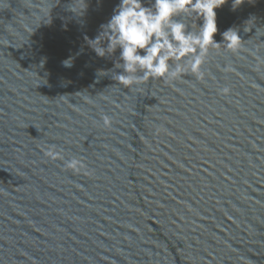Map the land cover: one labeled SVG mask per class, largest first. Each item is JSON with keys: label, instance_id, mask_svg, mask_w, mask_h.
Here are the masks:
<instances>
[{"label": "water", "instance_id": "1", "mask_svg": "<svg viewBox=\"0 0 264 264\" xmlns=\"http://www.w3.org/2000/svg\"><path fill=\"white\" fill-rule=\"evenodd\" d=\"M119 3L0 0V264H264V0L216 9L205 81L133 88Z\"/></svg>", "mask_w": 264, "mask_h": 264}, {"label": "clouds", "instance_id": "2", "mask_svg": "<svg viewBox=\"0 0 264 264\" xmlns=\"http://www.w3.org/2000/svg\"><path fill=\"white\" fill-rule=\"evenodd\" d=\"M227 0H120L114 13L103 26L112 33L106 47L109 55L119 52L123 71L114 79L126 88H133L149 80H175L184 74H192L199 81H205L208 73L204 70L210 49L223 44L228 50L242 47V37L236 28L222 33V42L215 39L219 31L216 9ZM238 0H233V7ZM194 13L202 23L193 31L184 23L182 14ZM95 51L100 56L105 54ZM64 66L71 67L72 60H65ZM227 94V86L220 89ZM103 126H111V118L103 116ZM52 159L64 160L62 151H49ZM65 167L80 172L84 168L82 160L76 156L65 162Z\"/></svg>", "mask_w": 264, "mask_h": 264}]
</instances>
